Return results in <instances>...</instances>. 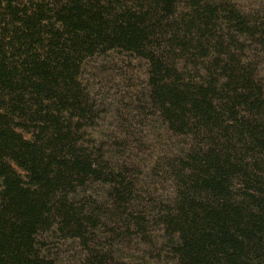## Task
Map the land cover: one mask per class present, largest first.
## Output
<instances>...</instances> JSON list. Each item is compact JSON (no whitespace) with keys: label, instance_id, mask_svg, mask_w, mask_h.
<instances>
[{"label":"trees","instance_id":"obj_1","mask_svg":"<svg viewBox=\"0 0 264 264\" xmlns=\"http://www.w3.org/2000/svg\"><path fill=\"white\" fill-rule=\"evenodd\" d=\"M111 53L145 63L143 129L84 83ZM155 232L170 264H264V0H0V264Z\"/></svg>","mask_w":264,"mask_h":264},{"label":"rangeland","instance_id":"obj_2","mask_svg":"<svg viewBox=\"0 0 264 264\" xmlns=\"http://www.w3.org/2000/svg\"><path fill=\"white\" fill-rule=\"evenodd\" d=\"M84 83L90 87L91 93L98 95L104 107L126 110L127 118L143 129L146 124L144 116L136 108L143 98L147 81L145 63L111 53L98 57L89 62L83 76ZM125 90V91H124ZM131 94H134L132 96ZM155 129V124L151 126ZM109 237L103 238V243ZM41 254L44 258L54 260L57 264H80L85 253L79 242L59 239L54 233L44 234L39 238ZM123 251L130 264H170L168 253L163 246L160 233L153 234L151 245H145L141 239L125 240L117 247Z\"/></svg>","mask_w":264,"mask_h":264}]
</instances>
